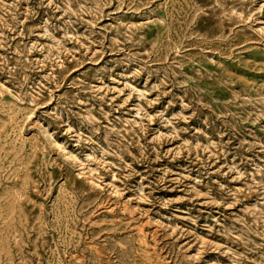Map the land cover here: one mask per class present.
Segmentation results:
<instances>
[{
	"label": "rangeland",
	"instance_id": "obj_1",
	"mask_svg": "<svg viewBox=\"0 0 264 264\" xmlns=\"http://www.w3.org/2000/svg\"><path fill=\"white\" fill-rule=\"evenodd\" d=\"M0 264H264V0H0Z\"/></svg>",
	"mask_w": 264,
	"mask_h": 264
}]
</instances>
